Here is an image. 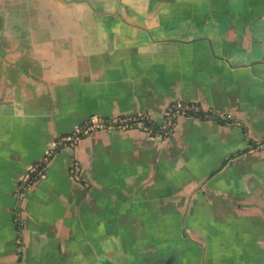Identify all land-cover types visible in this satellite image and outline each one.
I'll use <instances>...</instances> for the list:
<instances>
[{"label":"crops","instance_id":"1","mask_svg":"<svg viewBox=\"0 0 264 264\" xmlns=\"http://www.w3.org/2000/svg\"><path fill=\"white\" fill-rule=\"evenodd\" d=\"M177 101L205 115L95 130L23 181L90 116L161 125ZM176 212L202 253L174 243ZM173 251L264 264V0H0V264H179Z\"/></svg>","mask_w":264,"mask_h":264},{"label":"built area","instance_id":"2","mask_svg":"<svg viewBox=\"0 0 264 264\" xmlns=\"http://www.w3.org/2000/svg\"><path fill=\"white\" fill-rule=\"evenodd\" d=\"M197 111L199 107L194 104H187L181 101L173 102L168 105L164 111V120L160 125V133L169 134L172 132L173 127L177 118L181 115L186 114L188 111ZM130 128H140L150 133L155 132L153 127L152 119L148 114L137 113L129 116H118V117H104L99 115L90 116L85 122L77 125L74 130L61 138L55 144L54 150L50 151L46 157L43 159L42 163L46 162L48 158L52 155L56 148L60 146H75L84 136L90 134L95 130H116V129H130ZM37 164L31 167L28 173L24 176L23 181L25 183L29 182L31 174H33L37 167ZM78 169L72 168V174L78 175Z\"/></svg>","mask_w":264,"mask_h":264},{"label":"rangeland","instance_id":"3","mask_svg":"<svg viewBox=\"0 0 264 264\" xmlns=\"http://www.w3.org/2000/svg\"><path fill=\"white\" fill-rule=\"evenodd\" d=\"M192 217H191V215L189 214L188 216H187V214H185V213H179V212H176V213H174L173 214V221H174V228H173V232H172V234H173V241H174V243H176V241L177 242H180V237L182 238H185V243H186V245L189 247H194V252L196 253V252H201L202 253V247L199 245V246H197V244L196 243H193L192 242V239H191V237H190V231H191V229H184L183 228V223L185 222L186 223V226L188 227L189 225H190V219H191ZM185 227V226H184ZM156 231H158V232H161L162 230H156ZM192 232V231H191ZM190 237V238H189ZM167 253H170V252H167ZM174 255H176V257H178L176 260H177V262L176 263H179V264H184L185 262H181L180 261V258H179V256H178V254H176V252L175 251H173L172 252ZM187 253V251H185V254ZM186 256V255H185ZM204 256H202V254L200 255V259H201V261H200V263L201 264H206V262H204L205 260H204V258H203ZM149 263L148 264H153V261H152V259L150 258L149 259V261H148ZM208 264H211V262H208Z\"/></svg>","mask_w":264,"mask_h":264},{"label":"trees","instance_id":"4","mask_svg":"<svg viewBox=\"0 0 264 264\" xmlns=\"http://www.w3.org/2000/svg\"><path fill=\"white\" fill-rule=\"evenodd\" d=\"M186 114H190V115H196L198 117H202L204 116L205 114L200 110H197V111H194V110H191V111H188ZM153 127H154V130L157 132L158 130H160L161 126L160 125H157V124H154L153 123ZM49 159V158H48ZM48 161V160H47ZM46 162L44 163H40V165L37 167V170L31 175L30 179H29V182H32L34 181L36 178H38L44 171H45V167H46ZM21 186V184H20ZM23 187V185H22ZM16 222H17V229L19 230L21 228V222L19 221V218L16 217Z\"/></svg>","mask_w":264,"mask_h":264}]
</instances>
